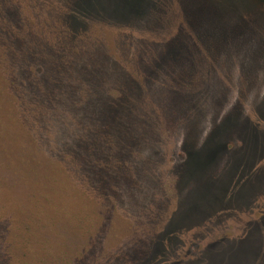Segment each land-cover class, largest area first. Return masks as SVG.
I'll return each instance as SVG.
<instances>
[{
    "label": "rangeland",
    "instance_id": "rangeland-1",
    "mask_svg": "<svg viewBox=\"0 0 264 264\" xmlns=\"http://www.w3.org/2000/svg\"><path fill=\"white\" fill-rule=\"evenodd\" d=\"M66 8L85 27L77 35H99L107 58L108 44L131 59L135 45L159 53L156 68L166 70L141 69L144 78L137 70L145 106L137 125L154 135L136 145L125 172L91 177L60 138L77 128L92 86L75 84L74 101L56 95L52 107L22 72L23 54L0 56L1 264H264V0H0L2 36L39 42L47 49L37 54L54 61L60 50L48 31ZM69 51L65 70L80 59ZM171 83L191 99L187 115L176 108L172 118L159 103ZM130 168L139 177H126ZM41 183L60 187L68 211L33 195ZM23 208L32 219L18 221Z\"/></svg>",
    "mask_w": 264,
    "mask_h": 264
},
{
    "label": "trees",
    "instance_id": "trees-1",
    "mask_svg": "<svg viewBox=\"0 0 264 264\" xmlns=\"http://www.w3.org/2000/svg\"><path fill=\"white\" fill-rule=\"evenodd\" d=\"M69 9L70 8H66L64 20H61V26H55L48 31V34L54 37L56 46L60 50V54L54 56V61H50L51 57H49L48 54H45V56L37 54V51L43 52L47 49L45 46H41L39 42L35 43L33 40H22L15 36L11 39V42H9L2 36V32L6 30L4 28H0V56H4L5 54L6 56L12 55V58L15 60L16 56L23 54V57H18L19 62L22 64V72H24V74L27 72L31 74L34 82L40 85L38 92L41 99L50 103L52 107L59 103L56 95H61V97L65 99L74 101L78 93H81L80 90L77 91L75 84L80 87L81 81L88 82L92 86V96L89 97V102L87 104L81 106V114L79 118L76 117L75 121L77 128L73 130L66 129L63 138H60V140L68 145L73 144L75 157L79 158L80 166L84 167L88 173L93 172L91 177H108V172L110 170H114L115 172L121 171L123 173L125 172V165L134 158L136 145L140 146L141 144H145L146 142L144 139L146 140V137L151 138L154 135L152 131L153 126L144 131V128L137 125L141 120L140 110L143 111L145 107L143 103L144 100L141 97V83L137 81V70L143 73V77L141 78H144V72L146 75H148V73L154 75L158 69H163L156 68V66L162 65L159 63V53L156 51L155 53L152 51L148 52L149 49L146 50V48L137 45L133 47L131 45L133 47V52H137L135 57L131 59L133 56L131 52L128 54L123 53L122 56L118 54L117 56L112 50V46L108 44L107 50L110 56L107 58L100 49L101 46L96 43V39L100 37L99 35L94 36L93 33L89 32L77 35V33H81L85 27H81V22L76 23L73 20L77 15L71 13ZM14 10L12 6L11 8H9V5L4 6L3 15L9 17L11 22L15 19ZM3 22L7 28V22ZM86 36H89L90 39ZM71 40L72 44L70 43ZM85 42L91 43L92 50L90 51L87 45L89 51H83L82 54L79 43L83 44ZM68 51L70 52V58L74 57V59H80L73 63L70 61L71 65L76 63L72 66L70 65V67H67L65 70V66L68 62ZM139 55L142 57L141 61L140 58L138 60ZM126 61H129V63H126ZM30 66H37L38 72L35 74L33 70L29 71ZM12 67H14V64ZM10 69L12 74L16 70V68L13 70L12 68ZM141 69L146 71L143 72ZM171 79H175L174 76L171 77ZM174 86L173 83L166 85L164 87L165 91L162 90L164 92H161L162 94L158 96H162L163 101H159V103L163 105V108L171 110L170 116L172 118L175 115L174 109L176 108L181 109L183 114L186 113L184 115H187V107L191 100L190 98L189 101L183 98V95L181 96L177 87ZM115 87L118 88L120 93L114 95L116 98H113L111 97V90ZM167 97H169L170 100H168ZM149 120L152 122L151 118H149ZM140 134H143V136H140ZM63 142L62 149L67 146ZM113 143L116 147H120V149H113V147H111ZM115 153L120 155V163L116 164L114 168L109 167L105 169L110 165V157L112 155L114 156ZM93 158L95 159L93 160ZM96 160L99 162H96ZM106 161H108V163ZM129 170L130 173L128 172L129 174L126 175V177H139L138 175H134V170L132 168ZM99 182H102V180ZM55 185L56 184L53 183V187H46L42 186L41 183L42 190L35 192V194L33 193V195L39 192L42 202L44 204H49V206L54 209V213L61 212V216L65 213L64 210L68 211V206L65 205L66 202L61 198L64 197V195L60 187L58 190ZM8 197L10 199V194ZM15 199L17 198H11V200H13L12 203L16 205ZM24 211L23 208L20 217H17L18 221H22L23 218L26 219L28 216H31L32 219V215H35L34 212L30 211L28 213ZM75 220L76 218H73V221ZM19 227L22 231L18 232L23 235H28L30 230L27 227ZM20 233L17 237L22 239L23 236ZM1 261L0 259V264Z\"/></svg>",
    "mask_w": 264,
    "mask_h": 264
}]
</instances>
